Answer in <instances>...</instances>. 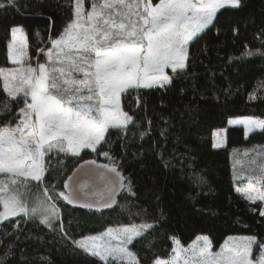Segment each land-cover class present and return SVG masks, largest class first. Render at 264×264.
<instances>
[{
    "label": "trees",
    "instance_id": "16d2710c",
    "mask_svg": "<svg viewBox=\"0 0 264 264\" xmlns=\"http://www.w3.org/2000/svg\"><path fill=\"white\" fill-rule=\"evenodd\" d=\"M74 3L15 0L14 7L0 8V68L11 67L8 44L13 27L24 30L29 62L48 64L39 50L46 52L51 46L48 40L73 19ZM89 3L85 0L86 8ZM187 64L169 85L122 93L120 108L133 120L125 128H110L98 151L82 149L76 156L46 153L43 184L32 182L42 191L44 186L64 191L68 175L84 160L116 166L133 182L135 196L123 190L116 207L107 212L72 208L59 201L68 237L152 224L128 245L139 264L167 259L174 241L185 247L199 235L209 238L212 251L230 236H255L264 242L262 202L247 201L235 189L250 180L260 181L264 189V130L246 135L242 126L229 125L235 118L264 120V0H241L238 9H219L214 23L190 42ZM166 73L173 75L170 69ZM3 83L0 77V126L14 127L18 117H13L24 106L23 97H6ZM216 133L223 135L221 148L213 147ZM193 171L203 177L200 186L189 177ZM17 223L23 230L19 249L25 250L31 264H105L62 239L59 224L50 229L35 216L1 222L0 234L12 232ZM19 249L12 264L20 258ZM258 253L254 245L253 255ZM38 255L46 259H31Z\"/></svg>",
    "mask_w": 264,
    "mask_h": 264
},
{
    "label": "snow or ice",
    "instance_id": "6c2138e0",
    "mask_svg": "<svg viewBox=\"0 0 264 264\" xmlns=\"http://www.w3.org/2000/svg\"><path fill=\"white\" fill-rule=\"evenodd\" d=\"M14 5L15 0H7L0 3V8ZM240 6L241 0H159L158 3L152 0H103L101 4L92 3L91 10L86 11L84 0H75L73 19L58 36L48 40L51 47L46 52L39 50V54L46 55L50 63L64 66L49 67L37 61L36 67L29 64L21 69L0 68L6 97L19 100L22 94L24 105L13 117H18L14 127L11 123L0 126V173L23 177L25 181L30 179L41 185L45 179L43 161L46 153L55 151L76 156L81 149L98 151L110 128H125L133 120L121 110L120 95L133 87H164L173 83L175 76L187 69L190 42L214 23L219 9H238ZM10 33L9 59L20 63L25 54L22 36L19 47L15 52L12 49L22 29L13 27ZM168 68L173 75L166 73ZM6 71L7 76L4 75ZM76 73L82 74L83 78H74ZM235 123L243 124L246 134L255 128L264 130V120L249 118ZM102 154L108 156L107 152ZM95 164V161L85 162V165ZM98 167L112 173L114 179L107 181L104 190L94 193L98 197L96 200H85L80 206L108 208L117 189L127 190L135 196L133 182L127 180L118 167ZM99 175L105 179L103 172ZM189 177L197 186L204 183L203 177L194 171ZM72 179L70 176L64 183L67 191L57 193L54 188L44 186L46 198H38L31 209L19 195H0V222L9 218L31 220L39 215L41 224L50 229L59 224L62 239L105 264L124 260L139 264L128 245L141 235V229L154 227L152 224L108 229L105 234L108 239L103 243H98L99 238L95 236H81L80 239L67 236L57 204L63 200L74 205L82 195H88L84 192V185H80L79 193L71 190ZM10 182L17 184L16 179ZM236 191L253 203L264 201V189L251 183L243 189L238 187ZM189 199L195 201L196 196L190 194ZM259 215L264 217V207L259 210ZM22 234L19 223L13 226L12 232L0 234V264H12L16 260ZM118 237L119 243L113 244ZM197 240L204 242L200 249L206 257L204 264H264V242L255 236L240 237L211 259H207L211 256L209 238L200 236ZM175 243L179 244V241ZM254 245L259 248L255 256ZM19 251L16 264H31L25 250ZM31 259L43 262L46 258L38 255ZM154 264L173 262L157 259Z\"/></svg>",
    "mask_w": 264,
    "mask_h": 264
},
{
    "label": "rangeland",
    "instance_id": "374dc122",
    "mask_svg": "<svg viewBox=\"0 0 264 264\" xmlns=\"http://www.w3.org/2000/svg\"><path fill=\"white\" fill-rule=\"evenodd\" d=\"M89 1H91V3H89V7L86 8L85 0H84V8L86 11L91 10L92 3H96V4L103 3V0H89ZM19 28H21V27H19ZM22 34H23L22 38H23L24 53L25 54L21 58V62L20 63L13 62V63H15L14 67L11 66V67H7V68H3V69H6V70L21 69V68L27 67L29 64H31L29 62V58H28V48H27V44H26V39H24L25 37H24V30L23 29H22ZM20 36H21L20 33H18L17 34V40L13 45V49H12L13 52H15L16 48H18L20 45V40H21ZM11 38H12V36H11ZM46 58H47V56H46ZM53 61H55V53L53 54ZM31 65L33 67L37 66V64H35V65L31 64ZM46 65H48L49 67H62V66H64L61 64L50 63L49 61H48V64L46 63ZM169 69L170 68L166 69L165 71H167ZM4 75L5 76L9 75L8 71H6L4 73ZM74 78H83V77H82V74L76 73V74H74ZM2 79H3V77H2ZM60 83H62V81H60ZM134 88L135 87L130 88V89H134ZM84 94L87 95V92H84ZM121 95H120V97H121ZM120 97H119V105H120V101H121ZM249 118L250 117L235 118V119L231 120L233 123H229V125L230 126L237 125V126H242L244 128L243 124L235 123V121L246 120ZM251 119H253V118H251ZM253 120H258V119L255 118ZM255 129L258 130L259 128H255ZM255 129H253L252 131H254ZM252 131L248 132L247 134L251 133ZM222 136H223L222 133H216L215 134L214 144L218 145V147H214V148H221L223 146L224 139ZM17 138H19V137L17 136ZM43 163H44V161H43ZM11 179H16L17 184H15V185L11 184V182H10ZM32 182L36 183L35 181H32L30 179L25 181L23 177H12L11 174L0 173V195H4V196L19 195L24 200L26 206L29 209H31L32 207H34L36 205V201L38 198L39 199H45L46 198L43 194L42 189L39 188L38 186L37 187L34 186L32 184ZM249 183L253 184L256 188L263 189L260 181L256 182L253 180L247 181L246 183H243L240 185L237 184L235 189H237L238 187L243 189ZM244 198H245V196H244ZM246 200L249 201L248 199H246ZM256 202H258V201H256ZM261 202H262V205L264 207V201H261ZM0 210H2V208H0ZM30 215H31V213H30ZM35 217H37V219H39V221H40L39 215H36ZM133 225L139 226L137 224H131L130 226H119L117 228H110V229L119 230V229H122L124 227H131ZM145 230L146 229H141L140 231L142 233ZM106 232L94 235L95 237L99 238L97 241L98 243H103V241L108 239V237L105 235ZM113 234L116 235L117 234L116 231H114ZM200 236L201 235H199L198 237H200ZM88 237H92V236H88ZM240 237H246V236H238V237L237 236L236 237L230 236V237H228V239L223 244V246L220 249H218L217 251H212L211 246H209L208 252L211 253V256H208L207 259H211L212 257L215 256L216 253L222 252L223 250H225L229 245H231L235 240L239 239ZM112 243L113 244L119 243V237L117 240H113ZM203 247H204V242L202 240H197V237L195 238V240L191 244H189L188 246H185V247H182L179 244H176L174 241L172 254L167 259H164V260H171L173 262V264H204L206 257H205V255L201 254V252H200V249ZM174 249H175V251H174Z\"/></svg>",
    "mask_w": 264,
    "mask_h": 264
},
{
    "label": "water",
    "instance_id": "95a60500",
    "mask_svg": "<svg viewBox=\"0 0 264 264\" xmlns=\"http://www.w3.org/2000/svg\"><path fill=\"white\" fill-rule=\"evenodd\" d=\"M86 161H95V165H85ZM82 165H85V167H81ZM100 165H108L109 167H112V165L108 163H100L96 160H84L83 162L79 163L73 171L68 175V177H72V181L70 182L72 185V189L79 193L80 191V185H84V192L88 193L87 196H81V200L77 202L74 205H70L72 208H77L81 210H89L92 212H107L116 207V204L118 202V198L120 197V194L123 190L117 189V191L114 193L113 200L110 201V207L108 208H92L88 209L85 207L80 206L83 204L85 200L94 201L98 197L94 195V193L100 192L105 189V185L109 179H114V176L112 173L107 172L106 169L100 168L98 166ZM103 172L105 174V179H101L99 173ZM122 174V173H121ZM123 175V174H122ZM68 177L65 181L68 180ZM65 183V182H64ZM64 187V184H63ZM64 191H67L64 189Z\"/></svg>",
    "mask_w": 264,
    "mask_h": 264
},
{
    "label": "crops",
    "instance_id": "0c3cea01",
    "mask_svg": "<svg viewBox=\"0 0 264 264\" xmlns=\"http://www.w3.org/2000/svg\"><path fill=\"white\" fill-rule=\"evenodd\" d=\"M21 36H23V34H20ZM20 36V37H21ZM11 38V37H10ZM24 39H26V37L24 38ZM11 41H12V38H11ZM9 49V48H8ZM8 59H9V51H8ZM10 60V59H9ZM10 64H11V66H13L14 67V65H15V63H13V61L12 60H10Z\"/></svg>",
    "mask_w": 264,
    "mask_h": 264
}]
</instances>
